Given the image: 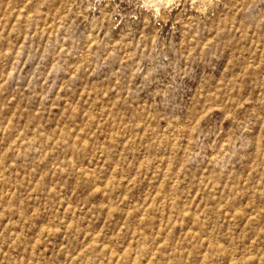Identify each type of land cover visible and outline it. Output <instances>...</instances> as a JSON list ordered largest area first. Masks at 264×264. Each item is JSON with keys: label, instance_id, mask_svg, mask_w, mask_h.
<instances>
[{"label": "rangeland", "instance_id": "374dc122", "mask_svg": "<svg viewBox=\"0 0 264 264\" xmlns=\"http://www.w3.org/2000/svg\"><path fill=\"white\" fill-rule=\"evenodd\" d=\"M0 264H264V0H0Z\"/></svg>", "mask_w": 264, "mask_h": 264}]
</instances>
